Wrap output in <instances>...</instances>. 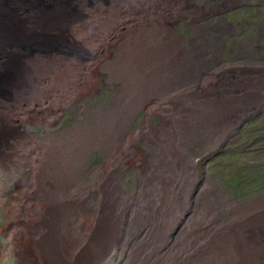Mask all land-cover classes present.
Instances as JSON below:
<instances>
[{"label":"rangeland","instance_id":"1","mask_svg":"<svg viewBox=\"0 0 264 264\" xmlns=\"http://www.w3.org/2000/svg\"><path fill=\"white\" fill-rule=\"evenodd\" d=\"M190 1L201 19H179L150 58L117 45L83 53L57 47L58 64L81 69L39 121L23 118L26 105L43 96L41 78L18 97L0 93L2 125L14 123L20 133L0 146V264H22L14 240L29 217L21 191L39 156L74 189L94 188L95 174L116 166L125 196L122 242L103 264L193 261L225 234L236 264L264 263V190L237 195L227 172L210 164L226 152L237 155L228 169L243 168L250 178L264 166V0ZM93 68L101 84L80 93ZM24 138L35 146L28 149ZM96 205L91 199L69 220L80 243Z\"/></svg>","mask_w":264,"mask_h":264},{"label":"bare ground","instance_id":"2","mask_svg":"<svg viewBox=\"0 0 264 264\" xmlns=\"http://www.w3.org/2000/svg\"><path fill=\"white\" fill-rule=\"evenodd\" d=\"M184 16L201 19L202 14L190 0H0V93L7 96L14 92L18 97L30 82L41 78L43 96L26 105L28 116L23 118L39 121L81 69L69 62L58 64L54 55L57 47L83 53L101 48L108 51L117 45L150 58L166 32ZM136 17L141 20L124 31ZM114 34L118 37L112 41ZM32 53L38 55L31 57ZM107 55L108 52L102 59ZM53 65L56 69L51 71ZM96 68L89 71L90 77L80 93L97 89L100 82ZM4 111L0 105V146H9L8 141L18 139L20 133L14 123L2 125ZM23 141L28 149L35 146L29 138ZM39 157L34 160L30 183L21 191L27 198L25 208L29 215L15 230L21 263L103 264L122 242L125 196L115 175L116 166L97 172L94 188L83 185L74 189L70 180L66 183L48 173ZM91 199L97 203L95 218L83 233L85 241L80 243L73 238L78 231L70 229L69 220L78 209L86 210ZM205 246L208 245L198 252ZM233 246L232 236L225 234L211 245L214 252L204 250L197 254V260L180 258L181 262L171 264H236ZM244 264L257 263L246 260Z\"/></svg>","mask_w":264,"mask_h":264},{"label":"trees","instance_id":"3","mask_svg":"<svg viewBox=\"0 0 264 264\" xmlns=\"http://www.w3.org/2000/svg\"><path fill=\"white\" fill-rule=\"evenodd\" d=\"M235 159H237V155L229 154L228 156L225 152L222 153L220 156H217L216 158L212 159L210 164L212 165V163H214L213 167H215V170H217L218 172H221V174H225L227 172L225 178L226 180L228 178L229 185L231 186L233 192L237 195H240L244 192L255 193L259 190H264V166H259V170L256 171L254 176L250 178V176L252 175L245 173V170H243V168H237L235 165H232V169H228L229 167L226 165V163L228 161H234ZM244 176L246 177V179L243 178ZM240 180H248V182L255 181L257 184H255L253 189L244 190L243 188H241V185L242 183H244V181Z\"/></svg>","mask_w":264,"mask_h":264}]
</instances>
